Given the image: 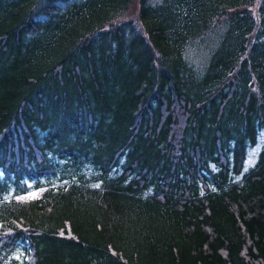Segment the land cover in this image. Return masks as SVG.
I'll return each instance as SVG.
<instances>
[{
    "label": "trees",
    "instance_id": "obj_1",
    "mask_svg": "<svg viewBox=\"0 0 264 264\" xmlns=\"http://www.w3.org/2000/svg\"><path fill=\"white\" fill-rule=\"evenodd\" d=\"M0 264H264V0H0Z\"/></svg>",
    "mask_w": 264,
    "mask_h": 264
},
{
    "label": "rangeland",
    "instance_id": "obj_2",
    "mask_svg": "<svg viewBox=\"0 0 264 264\" xmlns=\"http://www.w3.org/2000/svg\"><path fill=\"white\" fill-rule=\"evenodd\" d=\"M258 150H259V144H257L256 146L250 148L247 151V157H246V160H245L246 165H251L254 162ZM38 192H39V190H36V189L32 188L27 193H25V194H23L21 196H16L15 199H17V200H26L27 198L36 196L38 194Z\"/></svg>",
    "mask_w": 264,
    "mask_h": 264
}]
</instances>
